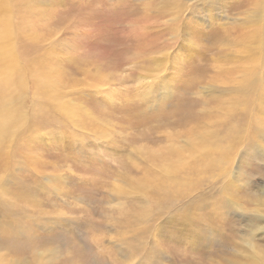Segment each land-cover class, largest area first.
Instances as JSON below:
<instances>
[{"label": "rangeland", "instance_id": "1", "mask_svg": "<svg viewBox=\"0 0 264 264\" xmlns=\"http://www.w3.org/2000/svg\"><path fill=\"white\" fill-rule=\"evenodd\" d=\"M11 1L15 52L40 70L0 226L15 214L50 264H260L264 0ZM214 135L227 154L209 160ZM173 147L181 168L155 169ZM19 248L5 258L34 264Z\"/></svg>", "mask_w": 264, "mask_h": 264}, {"label": "bare ground", "instance_id": "2", "mask_svg": "<svg viewBox=\"0 0 264 264\" xmlns=\"http://www.w3.org/2000/svg\"><path fill=\"white\" fill-rule=\"evenodd\" d=\"M12 7H14V6L12 5L11 0H0V144H1V142L3 143V149L2 150L0 147V163L3 161V159H5L6 161H10L14 157V154H15L14 147L15 146L13 147V151H10L12 147L9 144L15 143L14 140L17 136L18 131H19V127L21 125L23 127H25L24 121H27L25 114L23 112V108H22L23 105L21 103L22 91H24L23 89H25V88L22 89L20 84L23 83L25 86L26 74L28 72L35 74L37 71L40 70V65L36 63L37 61H36L35 57H33L31 59H26V58H24L25 56L22 55V52H24L23 50L20 51L21 52L20 57L17 56L18 54L15 52L16 48L14 45H16L15 43H17V41L15 39L16 37L14 38V34L12 33V30L15 28L14 24L12 23L13 22L12 14H14L13 11L15 9ZM12 25L14 26V28ZM257 36H259V35H257ZM249 37H251V36H249ZM260 38H259V41H260ZM255 41H257V40H255ZM19 45H20V43H18V46ZM259 45H260V43H259ZM250 47L251 46H248V48H250ZM257 49H260V48H257ZM12 52H15V54L13 55ZM34 62L36 63L35 66L31 65L30 67H26L27 64L30 65V63H34ZM32 68L36 69L37 71H30ZM18 69H19L20 73H18ZM39 73L40 74H37L34 77V81L36 84L35 85V87H36L35 93H36L37 97H39L38 96L39 91H40V93L42 92V94H43L45 87L47 89H49V77L46 76V74H44V72H42V73L39 72ZM27 84L25 87H27ZM43 96H45V95H43ZM43 96H42V98H43ZM50 97H52V96H50ZM55 102H57V101H55ZM69 103L71 104V101ZM70 104H66V106L70 105ZM228 111H230V110H228ZM69 114H71V113H69ZM239 133H240V131H239ZM230 136H231V134H228L226 139L228 140V137H230ZM217 138L219 139V135H217ZM217 138L214 135V137H213L214 142L213 143H215L217 146V147H215V149L212 146L208 147V145H206L204 143H200V144H202L201 148L205 149L210 154L209 160L211 159V156L215 155V153H218L219 151H221V155L227 154L226 148L224 147L223 144L218 143ZM188 140H189V138H188ZM11 142H13V143H11ZM210 142H212V141H210ZM4 143H7V145H9L8 149L5 148L6 145ZM191 145H194V144L192 143ZM184 150L181 149V151H183V152H184ZM181 151L176 150L175 147L170 149L168 152L167 151H160V153H158L157 156H154V160H156L158 162L155 169H157V170L162 169L165 173H171L173 169L181 168V163H180V158H179L180 155L183 153ZM9 169L12 170L13 168L10 166L7 169L2 170V171L0 169V199L2 197H4L6 195V193H8V191H6L7 187L5 188L4 181H6V176L4 174L7 173L8 171H10ZM149 170H150V168H149ZM149 170L147 169V172H149ZM138 182L139 183H136V185L139 187V189H142V186L144 188L147 187V184L143 185L144 182H142V181H138ZM16 186H18V185H16ZM182 188H183V186H182ZM143 193H145V192H143ZM19 194H20V192H19ZM31 199H32V197H31ZM23 200H25V199H23ZM14 215L12 213L11 217L5 222V224L3 226H0V239H2L3 237H4L3 240H5L6 238H10V240H9L10 250L9 251L4 250L6 253L1 252L0 264H21L19 261H16V260L10 261L9 259L5 258L7 256V254H9L10 251L16 252V250L19 248L15 244V241L18 243H22V244H20L21 247L19 248L20 252H24L26 249H30V253L33 254L32 260H33L34 264H50V261L52 262V259H54V258L49 259V256H48L49 253L47 252V250L40 249V247H37L38 245L35 243H34V245L30 244L29 243L30 239L26 240L27 243L20 241L21 238L25 237L24 233H22V231L20 230V229H23V226H21L18 223V221H19L18 219L13 217ZM256 256L259 257V259L261 260L260 264H264V251H259Z\"/></svg>", "mask_w": 264, "mask_h": 264}]
</instances>
